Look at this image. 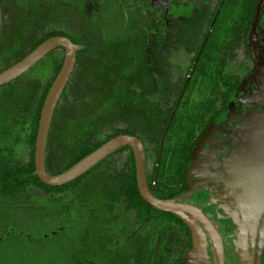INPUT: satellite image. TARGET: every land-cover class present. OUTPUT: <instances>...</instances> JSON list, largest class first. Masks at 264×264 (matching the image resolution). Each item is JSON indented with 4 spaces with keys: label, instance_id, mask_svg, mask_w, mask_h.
<instances>
[{
    "label": "trees",
    "instance_id": "obj_1",
    "mask_svg": "<svg viewBox=\"0 0 264 264\" xmlns=\"http://www.w3.org/2000/svg\"><path fill=\"white\" fill-rule=\"evenodd\" d=\"M8 1L0 0L3 16L4 6L12 4L17 11L40 9L44 15L28 29L25 51L0 71L47 38L61 35L77 46L67 84L92 62L110 87L72 135L60 133L66 149L58 169L49 173L46 146L59 119L58 106L66 101L64 87L45 141L44 170L49 175L69 169L118 134L140 139L154 170L161 135L190 75L164 137L152 190L163 199L176 192L192 148L239 89V78L231 73L246 55L258 0H201L186 14L167 12L165 5L151 7V0H67L65 8H55L54 0ZM192 39L196 43L183 50ZM58 49L62 55L53 58L38 89L18 92L20 76L0 86V136L8 129L11 143L0 144V264H188L184 244L190 243V235L179 218L143 201L128 146L63 185H46L33 174L40 112L63 61L62 47L50 51ZM128 106L141 114L133 128L121 123Z\"/></svg>",
    "mask_w": 264,
    "mask_h": 264
},
{
    "label": "flooded vegetation",
    "instance_id": "obj_2",
    "mask_svg": "<svg viewBox=\"0 0 264 264\" xmlns=\"http://www.w3.org/2000/svg\"><path fill=\"white\" fill-rule=\"evenodd\" d=\"M196 3L200 5L201 0H180V2L175 0H151L150 6L163 7L165 5L168 12L177 8L185 9L188 4L187 13L192 10ZM261 11H264V0H258V11H255L253 18H256L257 13L258 16L257 20H253L250 26L249 46L246 47V55L244 58L241 56L238 63L235 64L236 73H231L237 76L240 81L239 89L233 96L231 103L240 97L244 88L250 87V80L252 81L256 76H260L261 62H264V14L261 15ZM213 21L214 19H212L205 34L207 38L212 30ZM200 27L204 29L206 22L200 23ZM261 39L263 42H261ZM253 43L256 45V49L258 48L257 50L254 49ZM256 81L259 82V79ZM248 93L249 96L253 93V98L256 99L254 97L255 93H257L256 90L250 89ZM262 96L264 97L263 93ZM228 109L221 117H217V115L205 127L203 134L192 148L188 164L183 169V180L175 188V190H178L169 192L170 196L167 198L186 192L189 188L187 181L197 183L209 181L212 177H215L207 186L195 188L190 195L181 200V203L200 209L202 214L212 224L221 239L223 264H264V202L262 205L260 204L256 214L253 217H249L240 205L242 195L237 194L234 198L231 196L232 194L227 185L230 175L227 169V162L232 152L239 148L247 133V126L244 125L246 117L239 123V126H234L233 131L229 132L230 137L228 140L225 137L222 140L217 138L219 134L225 133L227 135V131L218 132L215 140L213 136V133L218 128L223 127ZM157 158L154 170L151 167L149 158L146 160L144 158L145 178L148 186H151L149 187L151 190L156 185L160 162V159L157 162ZM198 162L200 163L197 166L192 167L193 164ZM176 217L183 222L186 232L190 235V243L184 244V258L187 259L188 264H217L212 240L203 225L190 214L186 215L188 222L178 216ZM193 232L196 235L195 241Z\"/></svg>",
    "mask_w": 264,
    "mask_h": 264
},
{
    "label": "water",
    "instance_id": "obj_3",
    "mask_svg": "<svg viewBox=\"0 0 264 264\" xmlns=\"http://www.w3.org/2000/svg\"><path fill=\"white\" fill-rule=\"evenodd\" d=\"M257 16L258 13L256 14L255 21L257 20ZM2 22L3 14L0 6V28ZM206 39L207 35L205 36L201 48L195 57L190 73L193 71L195 64L198 61ZM261 42H263L262 39ZM56 47L63 48V61L59 71L51 83L50 89L48 90V93L44 99L40 112V118L35 137L33 174H36L40 181L46 185H63L83 174L88 168L105 157L107 154L111 153L113 150L123 146H128L132 152L134 160L137 189L143 201L150 207L163 212L172 213L186 222H188L186 215H192L208 232L215 249L217 264H223L221 239L212 224L202 214L200 209L181 203V200L184 197L190 195L195 190V188L198 186H207V184L214 180L215 177H212L209 181L197 183H191L190 181H187L189 188L186 192L172 198H158L149 188L145 178L142 142L140 139L129 134H118L114 137H111L94 151L73 164L69 169L59 174L49 175L45 172L44 149L50 120L52 118L57 101L73 70L77 46L65 36H52L38 44L23 58L0 71V86H2L7 82L21 76L25 71L33 67L47 53ZM189 77L190 75H188V78L183 85L180 96L177 99L170 118L161 135L157 162L160 159L164 137L175 114L184 89L188 83ZM255 95L254 97H256V100L251 105V109H254L253 114L245 116L246 119L244 121V125L247 126V133L245 134L239 148L232 152L227 162V169L230 173L227 185L230 193L232 194L231 196L235 198L237 194L242 195L240 205L243 207L246 215L249 217H253L256 214V210L259 208L260 204L262 205L264 202V102L262 101L263 96L261 93L256 96ZM199 163L200 162L193 164L192 167L197 166ZM195 237L196 235L193 232L194 241ZM192 254L193 252L191 253V256Z\"/></svg>",
    "mask_w": 264,
    "mask_h": 264
},
{
    "label": "rangeland",
    "instance_id": "obj_4",
    "mask_svg": "<svg viewBox=\"0 0 264 264\" xmlns=\"http://www.w3.org/2000/svg\"><path fill=\"white\" fill-rule=\"evenodd\" d=\"M54 1L56 3L55 8H65L68 4L67 0ZM9 2L12 3L11 0H9L8 3ZM187 7L188 4L186 5L185 9L177 8L175 10H170V13H174L179 10L182 14H186L188 9ZM4 13L3 22L0 28V68L12 62L16 56L25 51V42L28 41L29 37V34H27L28 29L44 15L43 11L40 9L35 11L30 9L17 11L15 4H12V6L9 7L5 5ZM153 13L151 12L150 14L154 15ZM156 14L159 15L160 13L156 12ZM195 43L196 40L192 39L186 47H183V50L189 49ZM253 47L256 49V45L254 43ZM61 55L62 53L60 50L47 53L40 61H38V63L33 66V68L25 71L18 79V92L23 89H38L40 85H43L45 75L49 74L52 68L53 58L60 57ZM242 57L244 58L245 55H242ZM160 63H163V60ZM97 68L98 67L96 64H93L92 62L88 63L87 68L76 72V74L70 79L65 87L66 95H64V98L66 101L62 99L60 103V105L65 103V106H58V109L63 110V113L60 114V111H57L59 119L55 123V126L52 130V136L46 146L45 161L47 164V171L49 173L58 169L60 158H62L66 149V146L60 137V133H68L72 135L78 124L81 123L82 120L84 121L86 118H88L90 114L92 115L95 112L96 104H99V101L97 102L96 98L99 96L104 97L109 92L110 87L107 85L108 79L105 78L104 73L102 76L97 74ZM152 69L153 71L157 70V65H155L153 61L151 70ZM258 79L259 82L256 81ZM249 86L250 87L247 86L244 88L240 97L230 104L227 112V118L223 124V127L218 128V130L213 133L214 140L218 132L226 131L227 135L225 133L219 134L217 138L222 140L225 137L228 140L230 137L229 132L233 131L232 129L235 128L234 126H239V123L245 116L253 114L251 105L256 99L253 98V93L249 96L248 91L253 89L261 94H264L263 61L261 62L260 76H256V78L252 81L250 80ZM259 93L255 94L258 95ZM122 111L124 112L121 115V123H124L125 121V123H129L130 127L133 128L134 124L132 125V123L139 122L141 114H139V111L133 106H128ZM54 131L55 134L53 136ZM0 144L6 146L11 145L8 129H6L3 134H1Z\"/></svg>",
    "mask_w": 264,
    "mask_h": 264
}]
</instances>
